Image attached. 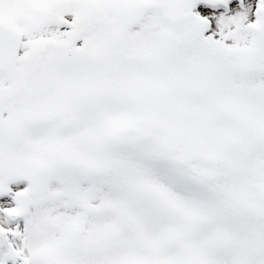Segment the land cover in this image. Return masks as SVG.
Returning <instances> with one entry per match:
<instances>
[{
    "label": "snow or ice",
    "instance_id": "1",
    "mask_svg": "<svg viewBox=\"0 0 264 264\" xmlns=\"http://www.w3.org/2000/svg\"><path fill=\"white\" fill-rule=\"evenodd\" d=\"M0 264H264V0H0Z\"/></svg>",
    "mask_w": 264,
    "mask_h": 264
}]
</instances>
